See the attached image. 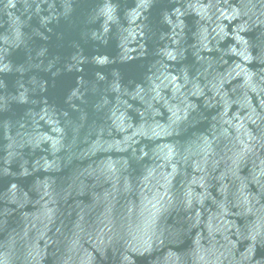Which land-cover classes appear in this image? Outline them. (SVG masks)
<instances>
[{
    "label": "water",
    "instance_id": "water-1",
    "mask_svg": "<svg viewBox=\"0 0 264 264\" xmlns=\"http://www.w3.org/2000/svg\"><path fill=\"white\" fill-rule=\"evenodd\" d=\"M0 264H264V0H0Z\"/></svg>",
    "mask_w": 264,
    "mask_h": 264
}]
</instances>
